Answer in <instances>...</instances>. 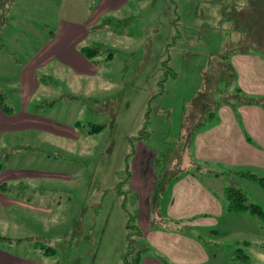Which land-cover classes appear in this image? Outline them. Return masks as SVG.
<instances>
[{
    "label": "rangeland",
    "instance_id": "rangeland-1",
    "mask_svg": "<svg viewBox=\"0 0 264 264\" xmlns=\"http://www.w3.org/2000/svg\"><path fill=\"white\" fill-rule=\"evenodd\" d=\"M100 1L0 0V75L11 73L0 83L7 90L5 103L13 110L17 94L12 92L11 67L16 57L28 58L63 23L84 24L87 34L78 46L98 48L92 56L98 74L91 82L84 85L74 76L61 77L42 86L35 94L40 104L30 105L67 125L80 120V137L74 141L59 134L45 136L49 144L39 145L45 158L23 152L8 159L11 147L0 148V167L6 162L57 173L25 177L19 183L7 181L2 190L51 207L49 212L9 208L0 215L2 234L35 236L41 245L34 252L15 245L9 248L42 264H138L134 259L139 255L152 253L144 249L133 224H164V208L151 203L159 163L174 155L199 121L201 91L212 64L241 41L233 22L218 19L214 8L206 18L195 15L198 1V12L208 11L202 0H120L116 7L101 11ZM62 90L74 92L78 99L50 105L48 100H60ZM94 124L104 126L90 136L87 131ZM12 134L22 142L44 135L32 129L7 130L2 138L8 140ZM127 167L132 169L133 186L127 184ZM218 171L223 172L218 179L225 187H237L247 202L264 211L263 167H253V177L228 168ZM203 179L215 190L214 183L220 182L214 176ZM170 185L163 193H170ZM222 225L217 226L219 233H201L203 242L215 250V259L204 264H264L263 218L240 211L223 219Z\"/></svg>",
    "mask_w": 264,
    "mask_h": 264
},
{
    "label": "crops",
    "instance_id": "crops-1",
    "mask_svg": "<svg viewBox=\"0 0 264 264\" xmlns=\"http://www.w3.org/2000/svg\"><path fill=\"white\" fill-rule=\"evenodd\" d=\"M119 1L101 0L99 10L114 8ZM86 34L84 24L72 27L63 23L60 31L51 33L43 45L36 48L28 58L23 60L16 57L13 62L11 61L13 64L12 86L14 87L12 92L17 94V100L14 99L16 106L10 114L0 109V148L11 147L12 150H9V153H13L8 159L24 154L23 152H36L38 157L45 158V149L39 145L42 142L49 144V138L45 137L47 135L59 134L74 141L80 137L81 133L77 126L81 125L80 120L75 119L72 125H67L59 119L39 114L30 108V105L38 99L35 94L42 86L48 87L55 84L61 77L74 76L75 80L82 79L86 85V82H91L97 76L98 63L92 62L79 51L78 42ZM229 59L236 71L237 85L249 95L264 97V57L255 52H234ZM54 61L56 63H52ZM54 70L63 72H53ZM5 75H0V80H3ZM8 75L11 73H7L6 76ZM0 88L7 94L6 88L1 83ZM64 90L60 92V100L59 98L48 100L50 105L62 100L71 102L78 99V95L74 92H63ZM36 104H40V100ZM26 129H32L44 135L39 139L34 138L25 142L20 141L14 134L8 140L2 138L7 130H11L12 133ZM87 134L92 136V133L87 132ZM188 149L194 160L213 170L218 171V167L247 171H252L253 167L264 168V107L252 103L241 104L235 110L228 104L220 105L216 119L195 132ZM56 174L54 170L15 167L5 162L0 167V185L7 181L19 183L26 180L25 177L34 178L42 175L48 177ZM127 174L129 178L127 184L129 182V186H133L132 169L127 167ZM61 175L72 177L69 173H61ZM210 176H214L216 180L220 178V175L212 172H186L171 182L170 193H163L167 196L159 202L161 208H164V224H145L143 227L138 225L139 238L144 244V249L152 251L143 256L139 255L138 264H204L215 259V253H213L215 250L210 249V245L203 242L201 233L206 231L219 233L217 226L220 225L223 228V219L227 220L229 216L240 211L227 209L223 181L214 183L216 190L207 186L203 178ZM2 190L0 186V215L9 208L51 211V207L28 199L24 200L19 195L14 196L13 193ZM133 194V197L137 195V199L140 198L137 193ZM34 195L42 198L56 197L51 196L50 193H34ZM162 200H165L164 204ZM245 212L242 211V213ZM136 215L139 222L138 207ZM2 233L4 232L0 230V237H3L0 239H5L0 242V264H42L37 258L25 256L9 248L10 245H15L34 252L41 247L36 239L38 237L27 235L13 238L14 236L9 237ZM7 243L8 246H6ZM216 245L217 243L214 246Z\"/></svg>",
    "mask_w": 264,
    "mask_h": 264
},
{
    "label": "trees",
    "instance_id": "trees-1",
    "mask_svg": "<svg viewBox=\"0 0 264 264\" xmlns=\"http://www.w3.org/2000/svg\"><path fill=\"white\" fill-rule=\"evenodd\" d=\"M208 4L207 13L202 15L198 12V1L195 15L199 18H206L212 15L219 18L229 19L234 27L242 34L241 41L231 47L228 52L221 53L218 59L212 64L206 73L205 83L201 91V111L200 119L195 128L188 134L185 141L176 148L174 155L164 156L159 163V176L155 182L151 203L154 208L159 206L160 198L171 181L186 172L201 173L209 172L221 174L217 170L204 167L203 163L194 160L189 154V146L195 132L205 124L213 121L217 117V109L222 104L238 107L241 104H259L264 107L263 96H253L245 93L236 83V71L230 62V55L234 52H255L264 57V0H202ZM1 20V19H0ZM1 27V26H0ZM79 51L86 58L92 60L94 54L98 53L97 47L80 46ZM111 55V54H109ZM5 93L0 89V109L10 114L13 112L11 106L5 103ZM104 125L94 124L87 132L95 133ZM241 176H256L247 170H235ZM6 182L1 183V188L5 189ZM227 199V209L230 211H249L264 219V211L255 203L247 202L245 194L233 185H227L224 189ZM132 219V218H130ZM140 235L138 225L133 224ZM127 226H131L130 221ZM3 238V237H0ZM127 237V241H129ZM246 258V256H243ZM138 257L134 260L137 261Z\"/></svg>",
    "mask_w": 264,
    "mask_h": 264
}]
</instances>
